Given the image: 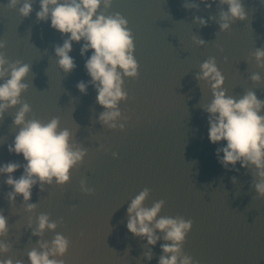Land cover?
I'll use <instances>...</instances> for the list:
<instances>
[{"label": "water", "instance_id": "1", "mask_svg": "<svg viewBox=\"0 0 264 264\" xmlns=\"http://www.w3.org/2000/svg\"><path fill=\"white\" fill-rule=\"evenodd\" d=\"M8 2L0 0V41H6L0 51L10 62L20 60L31 66L23 81L29 89L21 96L32 110L26 119L47 123L58 117L60 129L73 133L70 142L86 149L87 155L71 171L66 185L53 182L44 191L39 184L33 187L34 213L25 211L22 196H17L15 205L9 204L6 194L12 189L5 183L7 177L0 175V210L9 226L5 242L12 245L0 259L11 257L29 264L27 253L38 248L40 238L27 225L31 219L35 227L36 217L44 213L58 227L55 232L46 231L42 239L51 242L59 233L70 241L62 257L65 264H158L164 241L152 247L153 258L148 261L143 255L147 241L126 227L127 207L148 188L145 207L164 200L160 216L193 221L183 251L198 264H264V197L250 187L254 169L239 163L235 169H225L218 162L216 150L226 142L209 141L208 114L201 107L213 97L208 83L195 79L200 65L214 57L225 77L227 95L238 99L253 90L264 101V69L252 56L256 48H264L260 0H242L247 19L232 23L227 32H220L209 19L219 20L218 2L207 8L200 0H113L107 14L120 13L127 19L139 64L138 78L124 81L128 100L119 104L122 115L128 117L124 131L99 123L104 109L91 85L87 95L76 87L90 80L85 62L92 52L80 55L84 42H73L70 56L76 68L65 74L54 47L62 46L67 37L51 28L50 19L37 21L39 0H31L33 12L27 18L19 14L21 5L10 9ZM184 3H197L199 9H185ZM197 16L208 21L206 27L193 22ZM194 36L206 45L198 46ZM254 73L261 75V83L251 81ZM18 110L19 106L9 109L0 120V166L22 165L14 178L23 174L26 163L22 154L8 151L19 131L13 126ZM81 181L94 189L93 195L81 190Z\"/></svg>", "mask_w": 264, "mask_h": 264}, {"label": "clouds", "instance_id": "2", "mask_svg": "<svg viewBox=\"0 0 264 264\" xmlns=\"http://www.w3.org/2000/svg\"><path fill=\"white\" fill-rule=\"evenodd\" d=\"M217 2L221 6L219 20L216 17L209 19L218 24L220 32H227L232 23L247 19L242 0H200L207 8ZM260 3L264 5V0ZM112 4L113 0H39L40 10L36 12V17L38 22L50 19L51 28L67 37L62 46L54 47L57 64L65 74L76 68L74 58L70 56L73 42H84L80 49L82 57L91 50L92 54L85 62L90 80L87 83L80 81L76 87L81 94L87 95L91 85L97 92L96 102L104 109L99 114V123L109 130L124 131L128 117L123 116L119 109V104L128 100L124 81L126 78H138L139 64L134 56V38L127 19L120 13L107 14ZM17 5H21L18 10L23 18L33 12L31 0H9L7 7L16 9ZM101 7L103 11H100ZM183 7L199 9V4L184 3ZM193 22L201 27H206L208 23L199 16L194 17ZM193 41L200 47L206 45L198 36H194ZM5 47L6 41H0V49ZM252 56L257 66L264 69V48H256ZM30 69L29 64L20 60L10 62L0 51V120L4 119L9 109L19 106L13 119V126L19 131L13 143L8 145V151L22 154L26 161L19 178L13 175L22 167L16 162L0 166V175L7 177L5 183L12 189L6 194L9 204L15 205L17 196H22L25 211L34 213L37 204L30 203L33 187L39 184L40 191H44L45 186H51L53 182L61 187L66 185L71 171L83 163L87 150L70 142L73 133L60 129L58 117L47 123L35 118L26 119L32 110L27 102L21 100V96L29 89V84L23 81L29 76ZM195 79L207 82L213 97L209 104L201 107L208 114L209 141L212 144L226 142V146L216 150L218 162L225 169L229 166L235 169L237 163L242 168L254 169L251 173L254 183L250 187L259 197H264V115L261 114L264 101L258 99L253 90H248L238 99L227 95L223 89L225 77L214 57H209L200 65ZM250 79L254 84L262 81L259 73L252 74ZM112 155L115 158L117 153ZM232 182L236 183L235 177H232ZM81 190L88 195L94 194V189L88 188L85 181H81ZM149 196L150 189L144 188L127 207V230L147 241L144 258L151 261L152 247L162 240L164 243L160 245L162 254L158 264H198L183 251L193 221L180 216H160L165 201H155L151 207H145ZM27 227L32 230L33 236L40 238L38 248L34 247L27 253L29 264H65L62 257L68 252L70 241L59 233L51 242L42 239L46 231H56L58 222L50 221L48 214L41 213L36 217L35 227L31 219ZM8 233L7 219L0 210V256H7L12 249V245L5 242ZM0 264H23V261L9 257L0 259Z\"/></svg>", "mask_w": 264, "mask_h": 264}]
</instances>
